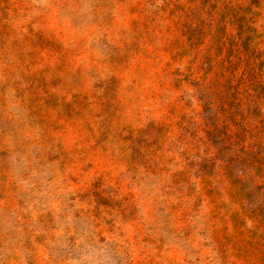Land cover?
Here are the masks:
<instances>
[{"label":"rangeland","instance_id":"374dc122","mask_svg":"<svg viewBox=\"0 0 264 264\" xmlns=\"http://www.w3.org/2000/svg\"><path fill=\"white\" fill-rule=\"evenodd\" d=\"M0 264H264V0H0Z\"/></svg>","mask_w":264,"mask_h":264},{"label":"trees","instance_id":"16d2710c","mask_svg":"<svg viewBox=\"0 0 264 264\" xmlns=\"http://www.w3.org/2000/svg\"><path fill=\"white\" fill-rule=\"evenodd\" d=\"M101 242H102V240H101Z\"/></svg>","mask_w":264,"mask_h":264}]
</instances>
